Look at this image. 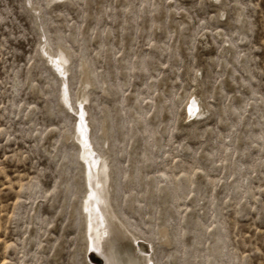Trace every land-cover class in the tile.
I'll return each mask as SVG.
<instances>
[{"label":"rangeland","instance_id":"374dc122","mask_svg":"<svg viewBox=\"0 0 264 264\" xmlns=\"http://www.w3.org/2000/svg\"><path fill=\"white\" fill-rule=\"evenodd\" d=\"M79 144L150 264H264V0H0V264H104Z\"/></svg>","mask_w":264,"mask_h":264},{"label":"bare ground","instance_id":"6f19581e","mask_svg":"<svg viewBox=\"0 0 264 264\" xmlns=\"http://www.w3.org/2000/svg\"><path fill=\"white\" fill-rule=\"evenodd\" d=\"M55 0H49L53 3ZM88 79V73L84 72ZM200 114L201 108L198 101L188 103L185 115ZM157 145V144H156ZM82 150L75 164L81 175V185L78 192L81 198L78 205L79 226H81L80 239L84 242V251H93L104 264H150V258L140 253L137 240L128 233L113 206V199L109 191L111 185V173L107 175V181L103 180L104 172L99 171V166L91 163L87 152L79 144ZM106 191L108 192L106 194ZM170 234L167 229L159 233L164 244L172 243L168 240ZM86 264H91L87 261Z\"/></svg>","mask_w":264,"mask_h":264}]
</instances>
